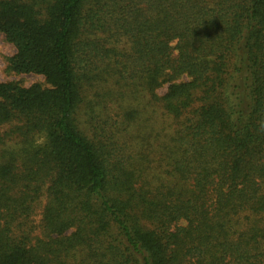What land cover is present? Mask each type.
<instances>
[{
    "label": "trees",
    "instance_id": "16d2710c",
    "mask_svg": "<svg viewBox=\"0 0 264 264\" xmlns=\"http://www.w3.org/2000/svg\"><path fill=\"white\" fill-rule=\"evenodd\" d=\"M0 34L42 78L0 81V264H264V0H0Z\"/></svg>",
    "mask_w": 264,
    "mask_h": 264
},
{
    "label": "rangeland",
    "instance_id": "374dc122",
    "mask_svg": "<svg viewBox=\"0 0 264 264\" xmlns=\"http://www.w3.org/2000/svg\"><path fill=\"white\" fill-rule=\"evenodd\" d=\"M14 52L13 46L5 40L2 34H0V81H19L26 86L42 81L41 77L35 75H16L9 71L7 65L8 58L11 57ZM165 91L166 87L164 88V92Z\"/></svg>",
    "mask_w": 264,
    "mask_h": 264
}]
</instances>
